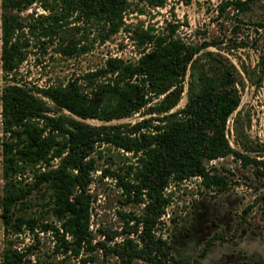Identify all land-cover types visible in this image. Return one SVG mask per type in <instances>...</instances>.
I'll use <instances>...</instances> for the list:
<instances>
[{
    "label": "trees",
    "instance_id": "trees-1",
    "mask_svg": "<svg viewBox=\"0 0 264 264\" xmlns=\"http://www.w3.org/2000/svg\"><path fill=\"white\" fill-rule=\"evenodd\" d=\"M130 2L1 0L0 218L5 235L21 230L24 224L33 226L34 221L21 213L28 194L44 186L59 223L56 233L64 252L79 257L83 251L99 249L103 256L116 258L113 264H132L136 259L163 264L167 242L156 234V226L169 202L164 190L170 183L198 176L205 189L225 190L227 177L207 170L205 161L230 153L264 174V158L234 151L226 138L227 120L239 105L228 68L217 62L199 65L196 81L188 84L185 104L177 107L188 70L198 66L201 51L211 43L187 44L171 25L166 32L142 30L135 34L137 44L144 45L136 61L109 57L80 78L44 87L28 86L17 78L26 57L25 30L37 31L44 47L54 42L75 15L98 27L103 42L121 26ZM34 3H39L43 12L35 17L30 14L25 21L21 13ZM230 5L242 12L248 1L227 0L221 9ZM75 46H61L60 52L69 55ZM208 69L217 77H209ZM142 110L143 117L135 123L110 124ZM88 119L103 123L93 125L85 121ZM102 145L131 154L133 162L126 170L116 169L112 177L125 201L142 205V212L117 211L122 227H100L103 238L96 240L89 230L87 187L90 173L96 169L94 154L100 153L97 148ZM37 166L43 169H34ZM28 170L32 171L31 181L25 184L23 176ZM24 257L20 250L8 247L1 264H21ZM227 264H264V260Z\"/></svg>",
    "mask_w": 264,
    "mask_h": 264
},
{
    "label": "rangeland",
    "instance_id": "rangeland-1",
    "mask_svg": "<svg viewBox=\"0 0 264 264\" xmlns=\"http://www.w3.org/2000/svg\"><path fill=\"white\" fill-rule=\"evenodd\" d=\"M130 1L121 26L103 42L100 41L98 27L78 20L75 15L67 20L54 42L44 47L39 44L37 31L30 33L25 30V39L28 40L26 57L17 78L28 86L44 87L80 78L103 65L109 57L136 61L144 45L137 44L133 39L135 34L142 30L166 32L171 25L175 35L187 44L211 43L201 51L203 55L198 66L188 70L177 107L185 104L188 84L196 81L199 65L217 62L225 66L233 76L232 85L239 97V105L226 123V138L234 151L252 158H264V0H246L248 6L242 12L233 5L222 10V4L227 0ZM158 2L161 4H156ZM41 12L39 3H34L21 16L27 21L28 15L35 17V13ZM74 44L75 50L71 48V54L60 52L61 46ZM206 51L213 55L205 54ZM208 71L209 77H217L214 70ZM3 86L0 60V94ZM143 112L113 120L110 124L135 123L143 117ZM63 113L68 115L66 111ZM85 121L93 125L103 123L94 119ZM1 126L0 114V197L3 189ZM97 150L100 153L94 154L96 169L90 173L91 181L87 188L90 193L89 230L96 240H101L100 227H122L117 211L140 214L142 205L125 201L122 190L112 177L116 169L126 170L133 162L131 154L110 145H102ZM205 166L212 173L225 175L227 188L222 191L205 189L198 176L170 183L165 188L169 202L156 226V234L167 242L168 255L163 264H180L179 261L185 264H227L264 260V174L257 173L253 164H243L233 153L205 161ZM38 168L43 169L42 166L34 169ZM30 174V170L25 172V184L30 183ZM49 203V193L41 186L28 194L21 213L34 221L32 227L24 224L21 230L5 235L0 218V264L8 247L25 254L21 264L114 263V256L105 257L99 249L83 251L79 257L64 252L56 233L59 223ZM82 258L86 260L82 262ZM132 264L148 263L136 259Z\"/></svg>",
    "mask_w": 264,
    "mask_h": 264
}]
</instances>
